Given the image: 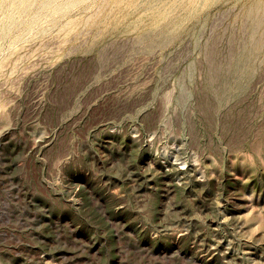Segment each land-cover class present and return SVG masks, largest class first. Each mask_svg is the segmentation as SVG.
<instances>
[{
    "label": "rangeland",
    "instance_id": "rangeland-1",
    "mask_svg": "<svg viewBox=\"0 0 264 264\" xmlns=\"http://www.w3.org/2000/svg\"><path fill=\"white\" fill-rule=\"evenodd\" d=\"M132 1L0 0V264H264V0Z\"/></svg>",
    "mask_w": 264,
    "mask_h": 264
},
{
    "label": "bare ground",
    "instance_id": "bare-ground-1",
    "mask_svg": "<svg viewBox=\"0 0 264 264\" xmlns=\"http://www.w3.org/2000/svg\"><path fill=\"white\" fill-rule=\"evenodd\" d=\"M32 0H10L11 4H12V11H15V13L17 14V12L23 8L25 5H27L28 3H30ZM169 1L171 0H133L132 1V9L133 10H138V9H147L150 6L152 7H159L161 9L165 8L166 11H171L173 9H176L177 7L183 5L185 2L188 1H192L193 5L190 9V13L194 12L196 9H198L202 3L203 0H174L172 3H169ZM9 2V1H8ZM7 2V3H8ZM76 0H68L67 5H73L75 4ZM46 4V3H45ZM77 4V3H76ZM47 5V4H46ZM45 5V6H46ZM64 6V5H63ZM44 9V8H43ZM13 14L12 17H14L16 14ZM11 28V23H7L1 30H0V42L4 39V35L6 34V32ZM1 44V43H0ZM224 75V74H223ZM226 75V74H225ZM214 77V76H213ZM227 77V76H225ZM219 78V77H218ZM229 78V77H228ZM210 79V78H209ZM216 79V77H215ZM214 79V81H215ZM217 81V80H216ZM215 81V82H216ZM226 82H228L226 80ZM212 83V82H211ZM213 84V83H212ZM217 84V83H216ZM220 84V83H219ZM224 85V84H223ZM210 86V85H209ZM218 89V87H217ZM221 89V88H220ZM227 89V88H226ZM213 93V92H212ZM223 92L219 91L217 92L218 95H223ZM226 94V93H225ZM224 94V95H225ZM217 95V96H218ZM219 97V96H218ZM216 98V96H215ZM221 100V99H219ZM154 175V174H153ZM151 175V176H153Z\"/></svg>",
    "mask_w": 264,
    "mask_h": 264
}]
</instances>
